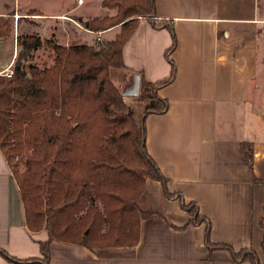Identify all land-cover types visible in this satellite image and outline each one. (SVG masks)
I'll list each match as a JSON object with an SVG mask.
<instances>
[{"label": "crops", "instance_id": "1", "mask_svg": "<svg viewBox=\"0 0 264 264\" xmlns=\"http://www.w3.org/2000/svg\"><path fill=\"white\" fill-rule=\"evenodd\" d=\"M245 2L154 0L155 22L173 27L176 43L169 58L175 71L157 90L167 100L166 111L146 115L143 123L146 151L167 179L168 191L195 203L209 220L210 241L228 243L235 251L251 249L262 260L264 4L256 15L254 5ZM2 3L0 17L35 9L26 1ZM81 3L35 16L55 21L68 14L79 17ZM13 36L0 39V52L4 46L10 49L9 62L0 60V71L11 65ZM170 44L164 27L139 18L121 47L124 68L119 71L134 77L135 86L137 73L150 82L166 78L170 67L164 51ZM242 142L250 144V167ZM136 204L150 213L139 222L136 244L88 249L52 240L49 264H248L233 262L226 250H208L204 225H185L188 214L176 199L164 197L158 181H145ZM46 238L45 230L26 228L17 185L0 152V250L17 260L41 258L38 242ZM0 264L22 263L0 253Z\"/></svg>", "mask_w": 264, "mask_h": 264}, {"label": "trees", "instance_id": "2", "mask_svg": "<svg viewBox=\"0 0 264 264\" xmlns=\"http://www.w3.org/2000/svg\"><path fill=\"white\" fill-rule=\"evenodd\" d=\"M102 6L114 7V16L92 18L83 25L103 32L120 24L111 39L67 46L46 41L48 63L25 66L31 51L44 42L37 35L17 37L21 49L11 73L0 76V152L17 185L26 228L43 229L47 235L38 242L41 258L17 260L0 250L1 255L16 263L49 264L52 240L88 249L136 244L139 222L150 215L136 199L151 179L188 214L185 225H204L208 250H226L233 262L264 264V215L259 220L262 260L251 249L235 251L228 243L211 242L209 220L194 202L168 191L167 179L146 151L144 118L166 111L167 100L157 90L174 76L169 58L176 43L172 24L155 22L154 0H108ZM139 18L164 27L171 44L164 51L170 67L166 78L150 82L136 74L137 93L130 94L142 103L136 120L111 73L124 68L121 47ZM9 33L8 21L0 17V39ZM241 148L250 167V144L242 142Z\"/></svg>", "mask_w": 264, "mask_h": 264}, {"label": "rangeland", "instance_id": "3", "mask_svg": "<svg viewBox=\"0 0 264 264\" xmlns=\"http://www.w3.org/2000/svg\"><path fill=\"white\" fill-rule=\"evenodd\" d=\"M25 1L29 4V6H32L35 9L28 8L19 10L17 14H15L13 11L12 15L2 17L5 18L10 25V33L5 38L10 39L12 32L14 34L13 50L15 48V51L14 55L10 59L11 65L9 69L0 71V76H8L11 73L14 57L16 53L21 49L17 44V37L37 35L41 39V41L44 42L41 48L31 51L30 58L23 62V64L26 66L28 62L40 63L41 61H47L48 63L49 58L47 56L49 53V49L47 48V44H45L46 41H51L53 43L55 42L64 46L73 43H85L94 45L95 43H101L107 39H111L119 31V28L121 26L120 24H118L115 27L110 28L112 30L105 33H102V31L92 32L84 27L83 22L92 18L114 16L116 12L114 7L107 8L105 6H102V2H106L108 0H82V3L78 6V10L76 12L79 17L76 14L62 15L63 17H61V19L58 21L38 18L39 16L37 17L35 15L60 12L63 9L72 6L76 0H20V2ZM227 1H230L231 3L233 2V0ZM245 1V4L250 1L251 5H254L256 15L260 14V9L264 4V0ZM2 2H6L8 6H12L13 0H4ZM2 2H0V8L3 6ZM5 12H9V10L7 9ZM14 21L16 22L15 26L13 23ZM9 53L10 49H7L6 46H4L3 50L0 52V60L5 59L6 62H9ZM111 80L113 81V83L119 86V90L121 93H126V95L124 96V101H126V103L133 111L134 118L136 120H139V115L142 111V103L135 100L130 95L133 92V87H135L134 77L128 76L127 78H125L123 72L115 70L111 73Z\"/></svg>", "mask_w": 264, "mask_h": 264}, {"label": "water", "instance_id": "4", "mask_svg": "<svg viewBox=\"0 0 264 264\" xmlns=\"http://www.w3.org/2000/svg\"><path fill=\"white\" fill-rule=\"evenodd\" d=\"M136 93H137V85H136L135 90H134V94H136Z\"/></svg>", "mask_w": 264, "mask_h": 264}, {"label": "built area", "instance_id": "5", "mask_svg": "<svg viewBox=\"0 0 264 264\" xmlns=\"http://www.w3.org/2000/svg\"><path fill=\"white\" fill-rule=\"evenodd\" d=\"M78 3L81 2V0H76Z\"/></svg>", "mask_w": 264, "mask_h": 264}]
</instances>
